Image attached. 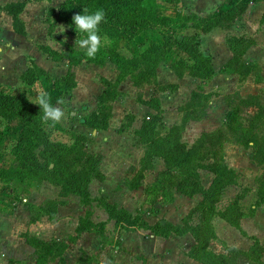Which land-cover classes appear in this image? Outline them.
<instances>
[{
  "label": "trees",
  "instance_id": "1",
  "mask_svg": "<svg viewBox=\"0 0 264 264\" xmlns=\"http://www.w3.org/2000/svg\"><path fill=\"white\" fill-rule=\"evenodd\" d=\"M254 1L258 0H240V5L237 6L236 0H227L224 7H217L207 16L180 10L169 15L162 11L163 4H176L181 0H63L56 9L50 8L49 15L52 20L49 21L50 17L47 19L49 24L53 27L57 23H64L68 27V31L58 37L64 50H56L44 44L38 45V48L54 62L66 59L68 68L61 79L53 80L48 72L29 58L31 64L19 77V90L0 84V142L12 130L11 123H19L17 137L6 143L7 149L0 164V179L7 181L13 189L19 188L24 192L29 185H39L46 181L60 187L61 197L72 194L83 204H89L93 200L89 183L93 179H104L98 168L99 159L87 151L88 139L82 133L75 134L69 142L51 138L47 127L55 124L42 120L43 112L35 104L37 95L33 86L40 82L50 97V103L55 106L58 101H63L70 95L77 85L72 66L78 65L83 58L99 66L110 61L117 71L116 77L114 80L100 77L104 89L98 95L96 109L85 117V125L92 130L108 127L112 102L123 96L119 85L126 78L137 88L154 85V93L150 99L144 100L140 96L137 98L154 112L148 113L142 119L140 127L134 129L138 143L144 146V155L140 159L139 170L126 184L130 189L138 188L144 176L143 172L153 167V157H159L165 170L148 188V193L153 196L152 203L166 202L172 198L170 193L167 199L164 198L168 193L167 187H174L187 197L195 194L202 196V200L183 218L182 224L165 220L153 225H149L141 215L132 214L104 199L101 204L117 232L143 228L164 238L170 234L182 236L188 233L194 243L186 255L201 264H237L240 256L246 257L251 264H264V247L255 236L251 237L253 244L247 250L227 245L224 252L217 253L209 247L210 242L217 238L213 226L215 217L223 218L245 235L240 226V218L244 213L237 200H232L223 209L217 208L225 188L237 184V174L233 168L227 166L222 152L224 143L230 140L229 135L243 147L252 148V160L261 168V174L256 178L257 199L250 207L251 212L253 213L256 206L264 205V103L259 96L248 95L243 98L238 92L233 93L227 97L230 109L225 119L231 122L225 124V128L202 132L194 143L187 146L181 140L184 126L189 120H199L205 115L212 93L192 91L190 99L180 107L181 122L171 125L166 133L161 134L158 125L163 120V112L159 93L166 88L174 89L177 85H161L156 79L159 64L165 62L170 55L172 59L168 66L176 76L181 77L188 73L202 81L213 78L215 73L211 56L200 48L201 34L215 27L228 29L248 4ZM25 3L16 1L0 6L11 17L13 31L22 35L25 34L24 22L19 15ZM84 8L88 9V13H94L97 9H103L105 13L104 21L98 26L101 47L92 59L87 58L84 50L75 43L76 39L85 34L76 32L72 17L83 14ZM52 31L49 29L51 35ZM225 42L232 52L225 71L248 75L257 70L255 63L245 64L241 61L252 41L241 36L227 35ZM123 48H132L134 51L127 56L122 52ZM127 117L134 118L131 114H127ZM200 169H206L213 175L207 188L201 183ZM64 202L51 199L43 206L29 205L30 209L40 212L32 216L31 221L34 222L45 214L53 218L54 211H49L46 207H53L55 210L57 205ZM75 231L94 232L102 239L105 236V222H94L90 213L86 212L78 219ZM22 236L34 249L37 264H47L56 258L60 264L64 263V243H58L54 239L45 241L27 233ZM75 238L76 236H72L71 240L74 241ZM91 259L90 256H81L79 264H91Z\"/></svg>",
  "mask_w": 264,
  "mask_h": 264
},
{
  "label": "rangeland",
  "instance_id": "2",
  "mask_svg": "<svg viewBox=\"0 0 264 264\" xmlns=\"http://www.w3.org/2000/svg\"><path fill=\"white\" fill-rule=\"evenodd\" d=\"M26 1L28 2L26 18L29 23L31 22V33L29 34L31 40L23 41L20 45L16 39L9 40L7 43L9 48L7 47V49L6 44L2 42V38L5 37L4 29L7 18L5 13L0 17V77L3 74L8 77L6 79L10 85L3 86L17 90L21 88L20 69L23 72L31 64L29 58L37 56L39 64L43 65V69L50 74L53 80L61 79L68 68L66 59L54 62L38 48V45L44 44L60 51L64 50L58 37L68 31L67 25L57 23L52 27L47 20L49 17V21L52 20L49 15L51 14L50 8L56 9L60 0H55L54 6H51L52 3H40L42 0ZM196 4L199 3H195V0H181L176 4H163L162 11L169 15H174L177 10L188 13L194 12ZM49 29L53 30L52 35L49 33ZM121 50L127 56H130L134 51L132 48ZM32 59L35 61L34 58ZM171 59L172 55L165 62L160 63L158 83L168 84L169 81H172L167 70V62ZM25 65H27L26 68H24ZM102 66L105 76L110 80L113 79L111 72L115 71V66L110 61L105 62ZM73 71L77 85L71 94L66 96L58 105L64 111V117L54 126L47 127V131L51 138L65 142L71 141L77 133L86 135L88 139L86 149L99 159L98 168L103 173L104 179L102 181L93 179L89 183V192L93 199L89 204H83L77 196L72 194L61 197L59 195L60 187L46 181L39 185H29L24 192L20 191L19 188L13 189L7 181L0 179V211L9 209L11 211L12 205L15 204L24 205L29 220H32L31 217L40 212L30 209L29 205L43 206L46 201L51 199L65 201L64 204L57 205L55 210L53 207H46L49 211H54L53 218H49L46 214L38 218L39 221L42 220L45 226L51 227L57 223V226L54 227H57L58 230V243L65 244L62 253L63 264H79L80 257L84 255L92 258L91 264L182 263V251L191 244L190 240L185 238L178 240V236L175 234H170L164 238L143 228L118 233L112 220H108L107 212L101 204L104 199L108 203H115L118 207H123L132 214L141 215L149 225L165 220L174 221L173 224H182L187 213L202 200L201 194L187 197L174 187H167L168 193L164 198L167 199L169 193L172 198L166 202L152 203L153 196L148 193V188L165 170L164 163L159 157H153V167L143 172L144 176L138 188L130 189L126 184V181L139 170L140 159L144 155V146L138 143L137 136L134 134V126L139 125V123L135 121L133 123V119L127 117V114H130L131 111L139 112L136 102L138 96L146 95L150 99L155 87L151 85L139 90L134 88L129 78L122 81L120 89L123 92V98L114 105V113L108 121L112 130L106 136L97 139L92 136L93 130L85 125L84 120L96 109L98 95L104 89L100 81V70L97 69L96 64L83 58ZM1 80L0 78V83ZM43 87L40 82L35 83L33 86L35 95L38 96L40 90L44 91ZM169 90L173 89L166 88L162 93H159L165 112L163 121L158 125V131L161 134L166 133L171 125L181 122L179 106L181 107L186 102V98L179 97L175 93L172 94ZM37 96L35 97L37 98ZM221 103L218 105L211 101L210 112L203 120L200 119L199 122L189 120L186 123L181 134V140L187 146L194 143L202 132L225 128V124L231 122V120L225 121L228 110ZM143 116H145L144 113ZM11 127L12 130L0 142V164L4 158V151L7 149L6 143L13 141L19 132L17 121H13ZM121 128L126 129L124 131L127 132L121 133L123 132ZM229 137L230 140L224 143L222 152L227 166L233 168L237 174V184L225 188L220 201L217 203V208L223 209L232 200H237L244 213L240 218V226L245 235L223 218L215 217L213 226L214 229L218 228L220 238L214 239V242L212 240V246L209 244V247L216 251L220 249V252L217 253L224 252L227 245L246 247L242 250H247L253 244L252 236L257 237L260 245L262 244L264 247V205L258 206L261 208L256 206L253 213L250 209L257 199L256 178L261 174V168L252 160L251 147H243L235 142L231 135ZM199 173L202 185L207 188L213 175L206 169H200ZM86 212L90 213V218L94 222H105V236L101 239L96 233L90 232L88 235L91 236H86L78 243L75 241L73 243L71 242L72 232H76L78 219L83 217ZM53 220L55 221L54 224H48ZM23 233L20 232L21 236ZM239 259V264H251L244 256H240ZM262 261L264 262V252L262 253ZM52 262L53 264H60L57 258Z\"/></svg>",
  "mask_w": 264,
  "mask_h": 264
},
{
  "label": "crops",
  "instance_id": "3",
  "mask_svg": "<svg viewBox=\"0 0 264 264\" xmlns=\"http://www.w3.org/2000/svg\"><path fill=\"white\" fill-rule=\"evenodd\" d=\"M16 1L26 2L23 11L19 15L21 20H23L24 22L25 34L22 35V34L15 33L12 28L11 17L8 14H6L3 10L0 9V17L5 13V16L7 18L6 28L4 29L5 37L2 38L3 39L2 42L6 44V48L7 47L9 48L7 44L9 40L16 39L19 45L23 43V41L31 40L29 37V34L31 33V22L29 23L26 18V14H27L26 11L28 10V5H27L28 2L26 0H0V6H3L10 2H16ZM54 1L55 0H42V2L40 3H52L53 4ZM62 2L63 0H60V2H58V6ZM196 2H198L199 4H196V8L194 12L200 16H207L213 13L217 7L219 6L224 7L227 0H195V3ZM236 2H237V6L240 5V0H236ZM54 5L55 4L51 6H54ZM227 35H233L237 37L241 36V37H244L252 41V44L246 49L245 53L242 55L241 61L244 62L245 64H247L248 62L255 63L257 65V70L255 72L249 73L248 75H240L235 72L225 71L226 63L232 58V52L230 51L229 47L227 46L225 42V38ZM200 41H201L200 42L201 50L208 52L209 55L211 56V64H212V67L215 73L213 78H211L209 81H202L201 79L197 77H193L188 73H185L183 74V76L178 77L169 68L168 65H169L170 60H168L167 70L169 73V77L172 79V81H169L168 84L174 83L177 85L176 88H174L173 90H169V92H172V94L175 93L179 97L186 98V102L190 99L192 91L212 93V97L209 99L208 105L205 110V115L201 118L202 120L204 117L207 116V113L210 112L209 105L211 101L216 102L218 105H220V102H222L221 104L226 106L227 110H229L230 109V106L228 103L229 99L227 100V97H229L235 92H238L239 96L243 98L247 97L248 95L259 96L260 101L264 103V0L250 2L248 6L246 7L245 11L235 19V21L232 23V25L228 29L215 27L209 32L201 34ZM36 57L37 56L32 57V58L35 59V61L37 62L39 66L44 68L42 64H39ZM26 66L27 65H25L24 68H26ZM75 67L76 66H72V70H75ZM96 67L98 70H100V76L106 77L102 71L103 66L96 65ZM115 72H116V69L115 71L111 72L112 78H113L111 80L115 79L116 74H117V72L116 73ZM21 73L22 71L20 69V74ZM0 78L2 79L0 84L10 85V83L6 79L8 78L6 77V75L3 74ZM156 79L158 83V69H157ZM158 84L162 85L163 83H158ZM150 86L151 85H145L144 87H141V88L143 89L145 87H150ZM134 88H137V87H134ZM137 89L142 90L140 88H137ZM119 90H121L120 85H119ZM160 92L162 93L163 91H160ZM165 92H168V91H165ZM160 95H159V99H160ZM122 98L123 96L119 99H122ZM141 98L144 100L149 99L148 97H146V95L141 96ZM119 99L113 102L112 110H111L112 114L114 113V105L116 104V102H118ZM136 102L138 103L137 108L139 112L131 111L130 113L134 117L133 123L134 121L139 123V125L134 126V129H138L140 127L142 119L148 113L154 112V110H152L147 105L143 103L141 104V102H139L138 100ZM160 104H161V109L163 112L162 116H164V113H165L164 106H162L161 100H160ZM179 112L182 117L180 106H179ZM143 113L145 116H143ZM199 121L201 120L199 119V120H196L195 122H199ZM111 130H112V127L110 123H108V127L106 129L93 130L92 136L97 139L102 138L103 136H106L108 132ZM124 132H127V131H123L121 133H124ZM118 134L120 135L119 131H118ZM258 208H261V207H258ZM11 209H12L11 211H9L10 209L7 211H0V264H37L36 254L34 252V249L26 243L25 238L21 236L20 232H24L29 235H34L45 241L54 239L58 242L59 240L57 237L58 230H57V227L56 228L54 227V226H57V223L54 224L55 222L54 220L51 222H48V224H54L50 227L48 225L46 226L43 225L42 220L41 221L36 220L32 222L31 220H29V217L27 216L28 213H26L24 209V205L15 204V205H12ZM215 233L217 235V238H216L217 240L218 238H220L218 228L217 229L215 228ZM88 234H90V232H85V231L80 232V233H76L74 231L72 232V236H77L74 240L77 243L81 239L85 238L86 236H91ZM177 238L178 240L185 238L191 241V244L188 246V248H185L182 251V256H181L182 263H179V264H201L189 258L186 255L190 246L194 243L192 236L187 233L182 236H178ZM74 241H71V242L74 243ZM214 241L215 240H213V242ZM213 242L210 243L211 246ZM236 247L241 248V249L246 248V247L242 248L239 246H236ZM213 250L215 252H220V249H218L217 251L215 249ZM238 262L239 261H237V264H239ZM47 264H53V262L51 261V262H48Z\"/></svg>",
  "mask_w": 264,
  "mask_h": 264
},
{
  "label": "clouds",
  "instance_id": "4",
  "mask_svg": "<svg viewBox=\"0 0 264 264\" xmlns=\"http://www.w3.org/2000/svg\"><path fill=\"white\" fill-rule=\"evenodd\" d=\"M105 19L103 9H97L94 13H88V9H83V14H75L72 17L76 32L85 34L83 37L75 40L76 45L84 50L87 58H95L101 47V37L99 25ZM105 42H107L105 38ZM62 101L57 102V106L50 103L48 94L40 90L36 98V103L42 109V120L44 122L52 121L53 124L60 122L64 117V111L58 106Z\"/></svg>",
  "mask_w": 264,
  "mask_h": 264
}]
</instances>
